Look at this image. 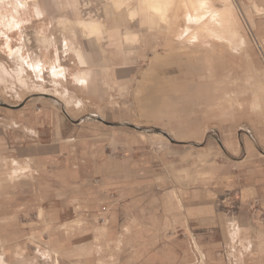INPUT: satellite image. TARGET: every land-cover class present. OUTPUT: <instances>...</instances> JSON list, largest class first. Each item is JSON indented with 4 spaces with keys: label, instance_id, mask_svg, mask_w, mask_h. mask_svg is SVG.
<instances>
[{
    "label": "rangeland",
    "instance_id": "obj_1",
    "mask_svg": "<svg viewBox=\"0 0 264 264\" xmlns=\"http://www.w3.org/2000/svg\"><path fill=\"white\" fill-rule=\"evenodd\" d=\"M156 1L0 0V116L32 104L96 132L104 127L196 146L233 139L237 147L264 155V8L253 0H211L216 8L233 10L229 34L194 38L190 45L177 40L182 0H162L166 21L150 6ZM9 23L21 32L2 33ZM59 65L66 79L57 88L68 92L70 106L55 94L51 67ZM127 65L129 77H119ZM80 70L85 82L74 79ZM20 73L27 86L18 85ZM157 73L164 91L154 108H142L137 98ZM241 155L236 150L235 158ZM10 168L0 166V260L26 264L36 255L39 207L26 186L30 180L21 183V174L10 176Z\"/></svg>",
    "mask_w": 264,
    "mask_h": 264
},
{
    "label": "crops",
    "instance_id": "obj_2",
    "mask_svg": "<svg viewBox=\"0 0 264 264\" xmlns=\"http://www.w3.org/2000/svg\"><path fill=\"white\" fill-rule=\"evenodd\" d=\"M51 71L70 106L57 88L64 67ZM74 79L85 82L84 70ZM93 128L32 104L0 116V166L30 180L39 207L26 264H264L263 154L233 139L196 146Z\"/></svg>",
    "mask_w": 264,
    "mask_h": 264
},
{
    "label": "bare ground",
    "instance_id": "obj_3",
    "mask_svg": "<svg viewBox=\"0 0 264 264\" xmlns=\"http://www.w3.org/2000/svg\"><path fill=\"white\" fill-rule=\"evenodd\" d=\"M164 1L168 2L167 4L169 5V3L170 4H171V2L174 3V1H176V0H173V1L172 0H164ZM153 2H155V1H153ZM163 3H162V0H157L156 3H154L152 5H150V3H149L147 5H150L153 8L154 14L155 13L156 14H160V19L162 21H166L167 20L166 19V16H167L166 13L167 12H165V14H164L165 10H163V9H165V8H163V5H166V4L165 3L163 4ZM181 3H182V9H183L182 24L179 26V29H178V33H177V38L178 39L176 38L178 41H181V43H185V44L186 43H188V44L190 43V45H195L196 42H192L191 39L196 38L199 41H202L203 38L206 39V38H210V37L212 39H214V38L219 39L221 37L220 35L223 34V36H224V35H228L229 34V29L232 27L231 24H232V21H233L232 20L233 10L231 9V7L229 5H226L224 8L221 7L222 8L221 9V8L214 7L212 5V1L211 0H182ZM226 4H227V1H226ZM171 6H173V5H171ZM172 17L173 16H171V18ZM169 18L170 17H168V20H169ZM171 18H170V20H171ZM16 29L17 28L16 27L14 28L13 24L9 23L7 32H2V33L8 35L10 33L11 34L14 33L15 31L16 32H21V31H17ZM94 29L95 28L92 27V31ZM94 34H95V32H94ZM229 37H230V35H229ZM183 39H185L186 42H183ZM181 43H179V44H181ZM206 43H204V44H206ZM202 46L205 47V49H210V47H212L213 45L211 46V44H210V46H206V45H202ZM19 53H20V47L18 46L15 49V54L20 55ZM41 67L42 66L37 65V66H35V69L40 72V68ZM32 68H33V66H32ZM41 69H43V68H41ZM18 72H19V70H18ZM4 74H6V73H4ZM7 76H9V74H7ZM20 79L21 78L19 76V82H20ZM151 79H152V82L149 84L150 85V87L148 88L149 91L146 94H144L143 97H141V99L143 101V103L141 104V107L145 108V109L149 108V110H150V107L154 108L153 104L155 102H158V100L160 98V94L159 93L162 94V92H163L161 90V88H160V84H161L160 75L157 73ZM145 86H147V85H145ZM161 86H163V85H161ZM38 88H41V87H38ZM163 90H164V87H163ZM62 96H64V95H62Z\"/></svg>",
    "mask_w": 264,
    "mask_h": 264
}]
</instances>
